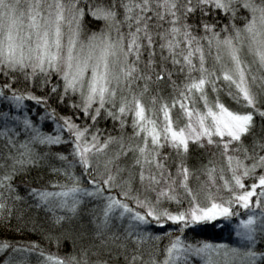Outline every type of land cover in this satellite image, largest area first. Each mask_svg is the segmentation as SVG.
<instances>
[{
  "label": "snow or ice",
  "instance_id": "6c2138e0",
  "mask_svg": "<svg viewBox=\"0 0 264 264\" xmlns=\"http://www.w3.org/2000/svg\"><path fill=\"white\" fill-rule=\"evenodd\" d=\"M165 75L170 95L159 87ZM225 90L240 109L228 106ZM55 97L69 114L48 103ZM29 100L43 109L38 116ZM260 105L264 0H0V224L36 231L29 214L43 209L52 225L43 238L58 249L71 245L59 255L37 241H0V264H32L33 254L38 264L118 256L127 264H264ZM101 119L113 123L107 135ZM205 143L216 151L190 168L184 157ZM57 145L70 151L53 152ZM49 156L61 162L50 169L59 179L32 187V169ZM85 200L97 202L95 235L109 232L119 249L105 247L104 258L75 227L65 229ZM125 219L118 233L113 225ZM229 226L237 238L229 243L186 239ZM149 241L156 245L145 255Z\"/></svg>",
  "mask_w": 264,
  "mask_h": 264
},
{
  "label": "trees",
  "instance_id": "16d2710c",
  "mask_svg": "<svg viewBox=\"0 0 264 264\" xmlns=\"http://www.w3.org/2000/svg\"><path fill=\"white\" fill-rule=\"evenodd\" d=\"M99 27V22H95L90 24V28L92 29H98ZM145 57H147V53H144ZM157 59H159V55H157ZM169 67L171 65L169 64ZM174 80H176L177 84H179L181 76L179 75V72H174L173 77ZM55 79V77H53ZM155 88V85H153ZM159 87L163 90L164 95H170L173 92V89L168 86V80L167 76L163 78L161 81ZM255 90V89H254ZM209 91L211 89L209 88ZM36 95H42L43 91L40 89L35 90ZM222 98L225 100V102L228 104V106L234 108V109H240L242 106L241 105H236L234 102L230 100V98L226 94V90L222 92ZM170 102V101H169ZM52 107L57 108V111L60 112L61 114H69V108L67 106V101L65 102H60L58 97L53 98V100H50L48 102ZM26 108L31 110L33 116H38L39 111H42L43 109H40L39 111L37 110V106L33 101H26L25 104ZM264 106V105H260ZM177 113L176 111V106L173 110V115L175 116ZM255 121H256V126L254 131L257 132L258 135H264V132H261L260 129L262 126H264V121L261 120L259 115L257 114L255 116ZM41 124L45 125V130H48V122L41 120ZM131 118L129 117V127L126 128L124 135H125V142H127V138L129 134L131 133ZM97 127L101 128L104 130V134H108V129L113 128V123L112 121L109 120H104L101 119ZM113 135H118V130H114L112 132ZM248 141H245L247 143ZM118 145H113L112 147H117ZM53 152H68L70 151V148L68 145H57L52 149ZM165 152H168L169 150L165 147L164 148ZM216 151L214 146L207 145L205 143V147L201 148L197 145H192L190 152L184 157L186 160L188 166L190 168H196L199 169L202 164H204L209 158L212 157V153ZM131 153H128V163H131ZM175 153L174 151L170 155L169 159L170 161L174 159ZM71 159V156L68 157ZM121 163H125V161L122 159ZM61 162L56 160L54 157L49 156L46 160L41 162V165L33 168L31 173H30V185L32 187H45L48 186L50 188V185L48 182L53 179H59V177L50 171L52 167L59 168L61 167ZM173 170L175 169V165H172ZM77 171H79L78 166H77ZM17 180H20V177L16 178ZM200 179L203 180L204 176L200 175ZM192 183H196V178L195 176L192 177ZM28 187V185L21 184L20 185V193L21 195L24 194V190ZM31 203V201H29ZM97 202L95 200H92L91 203H89L87 200L84 201L83 205L80 207L79 214L71 221V223L65 224V229H69L72 227H75L76 230H78L84 237L83 243L85 245H92L93 247L89 249V251H97L99 254V258H104L106 255H110L105 253V247L112 248L113 251H118L115 247V245L112 243L111 238H110V233L105 232L102 236H96L95 235V225L93 222V216L96 215V212L93 211V206ZM97 209L96 211H98ZM243 211V210H242ZM59 212V210H58ZM63 214V213H61ZM31 216L32 222L37 226L36 231H32L31 224L24 229L17 230L15 227L10 226L8 224H0V241H7L9 243H14V242H27V241H37L41 247L45 250V252L49 253H55L59 255H63L67 251L71 249V245L68 247H61V248H56L53 245H50L47 240H45L44 234L45 232L52 227L51 222L47 219L45 216L44 210H36L33 209V211L29 214ZM49 216L51 213L48 214ZM16 221L15 219L13 220V224H15ZM127 224V219L123 221V224L120 223V221H116L115 224L113 225V228L118 231V233H123L124 232V225ZM152 228H156L155 225L151 226ZM165 231H168V229H165ZM231 231V226H229L228 229H224L222 231H215V230H207L204 233L200 235H193L192 233L187 234V238H191L193 241L195 240H211L213 242H225L229 243L235 239H237L234 235L230 234ZM177 233L173 232L172 235H176ZM168 237H165L164 240H161L159 242L160 244V249H161V255H163V246L165 242L167 241ZM106 241V243L102 244L101 241ZM116 243H120L119 240L116 241ZM156 242L155 241H149L148 243L144 244L141 246L140 251L147 255L148 251L155 247ZM129 246L130 247H135L130 241H129ZM79 247V244H78ZM261 249H264V245L260 246ZM4 254H0V257H2ZM97 257H92V259H96ZM32 264H38V256L36 254H33L31 257ZM108 264H127L123 256H118L115 258H110L108 261ZM136 264H143V261H137Z\"/></svg>",
  "mask_w": 264,
  "mask_h": 264
},
{
  "label": "rangeland",
  "instance_id": "374dc122",
  "mask_svg": "<svg viewBox=\"0 0 264 264\" xmlns=\"http://www.w3.org/2000/svg\"><path fill=\"white\" fill-rule=\"evenodd\" d=\"M176 111L177 112L179 111V105H176Z\"/></svg>",
  "mask_w": 264,
  "mask_h": 264
}]
</instances>
